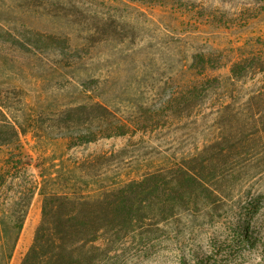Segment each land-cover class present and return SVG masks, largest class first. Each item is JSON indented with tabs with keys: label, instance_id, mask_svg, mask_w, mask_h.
I'll use <instances>...</instances> for the list:
<instances>
[{
	"label": "trees",
	"instance_id": "16d2710c",
	"mask_svg": "<svg viewBox=\"0 0 264 264\" xmlns=\"http://www.w3.org/2000/svg\"><path fill=\"white\" fill-rule=\"evenodd\" d=\"M76 2L27 4L32 12L62 16ZM65 35L42 37L58 41L57 54L74 68L84 49L69 45L71 36ZM9 36L21 50H39L26 36ZM179 54L173 73L156 86L147 84L146 91L162 97L151 105L121 106L112 97L132 90V83L116 90L107 86L106 96H96L94 77L82 90L83 102L62 105L30 100L13 83L21 63L0 48V148H13L0 163V264L12 262L36 194L41 221L20 264H102L124 235L193 221L200 210L213 215L247 178L264 173V78L256 80L264 76V47L188 45ZM223 68L229 72L215 74ZM28 132L41 148L56 147L51 153L43 149L37 177L21 142ZM179 132V142L157 144ZM125 136L129 143L120 150L67 156L73 148ZM254 204L247 202L246 211L253 212Z\"/></svg>",
	"mask_w": 264,
	"mask_h": 264
},
{
	"label": "rangeland",
	"instance_id": "374dc122",
	"mask_svg": "<svg viewBox=\"0 0 264 264\" xmlns=\"http://www.w3.org/2000/svg\"><path fill=\"white\" fill-rule=\"evenodd\" d=\"M30 2L0 0V48L21 63L13 83L35 102L45 98L51 104H75L79 98L83 102L82 90L94 77L99 86L96 96H106L108 87L116 90L132 83V90L115 91L112 97L121 106L151 105L162 97L146 91L147 84L156 86L174 72L181 48L214 46L233 51L248 43L264 47V0H77V8H69V15L62 16L32 12ZM9 33L26 36L39 50L23 46L21 50ZM43 33L70 35L68 44L83 48L84 59L74 68L73 62L65 63L57 54L58 41L44 36V42ZM228 72L223 68L215 74ZM263 78L259 74L256 80ZM183 135L173 133L170 141L167 137L157 144L166 147ZM21 142L27 159L33 158L29 171L37 177L36 163L43 149L48 147L51 153L56 147L41 148L33 132L23 134ZM128 143V136L105 138L73 148L67 156L120 150ZM12 149L0 148V163ZM240 189L213 215L205 217L206 211L200 210L193 221L183 219L179 224L144 227L124 235L102 264H264V173L247 178ZM251 200L255 201L253 212L246 211ZM41 211V197L36 194L10 264H20L33 244Z\"/></svg>",
	"mask_w": 264,
	"mask_h": 264
}]
</instances>
